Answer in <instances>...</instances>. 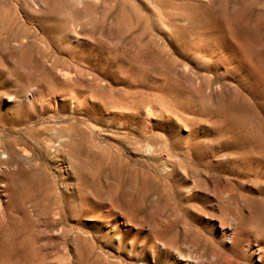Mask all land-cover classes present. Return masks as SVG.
I'll return each instance as SVG.
<instances>
[{
  "label": "rangeland",
  "instance_id": "1",
  "mask_svg": "<svg viewBox=\"0 0 264 264\" xmlns=\"http://www.w3.org/2000/svg\"><path fill=\"white\" fill-rule=\"evenodd\" d=\"M57 126L70 131L86 200L111 197L118 184L132 201H164L170 192L176 199L169 186L197 180L202 196L194 202L226 224L252 227L245 250L220 240L226 264H264L256 236L264 230V0H0V152L6 140L22 139L29 165L44 161L51 177L40 142ZM13 167L0 163V219L9 200L17 209L23 190L3 176ZM45 175L28 202L40 213L16 212L37 264L136 263L111 232L122 210L84 215V228L77 212L57 214L54 228L65 231H50Z\"/></svg>",
  "mask_w": 264,
  "mask_h": 264
},
{
  "label": "bare ground",
  "instance_id": "2",
  "mask_svg": "<svg viewBox=\"0 0 264 264\" xmlns=\"http://www.w3.org/2000/svg\"><path fill=\"white\" fill-rule=\"evenodd\" d=\"M150 115L148 112H139V117L144 121H149ZM37 131L29 130L34 135ZM69 132L67 129L57 126L56 133L53 134L52 138L40 142L46 147L47 159L54 166L56 172L51 177L48 176L51 172L47 169L44 161L36 163V166L29 165L30 159L21 153L22 148L20 145L25 144L22 139L15 138L9 141L5 139L6 142L3 143L4 150L0 152V163L13 164L14 167L11 170L6 169L3 176L7 178L8 187L12 188L13 191L19 185L23 186V190L17 209H13V200H9L6 206L9 216L0 219V264H37V256L23 247L16 212L28 215L33 210L40 213L35 202L32 203V209H29L28 206V202L32 198L30 194L34 196L40 194L37 188L40 172L47 174L45 179L51 188L48 200L44 202L48 223L52 226L50 231L58 234L65 231L64 226L54 228V225L61 218L54 217L57 214L64 215L68 211L77 212L78 227L84 228L86 225L83 220L84 215L92 214L96 218L108 217L115 210H122V219L118 223L116 222L117 225L113 226L111 232L118 230L116 236L120 239H117V243L127 241L128 247L134 250L135 264H144L142 260L148 262L146 258L148 254L151 255L153 264H226L228 256L220 248V240L225 239L233 245L240 244L242 250L247 249L253 243L254 236L251 226L241 227L236 223L237 219L234 218H232L234 224L232 222L226 224L222 217L213 216L211 212H208V209L206 211L203 206L198 205L199 202H194L193 197L202 196V188L197 185V180L194 179L191 180L190 184L177 183L168 187L176 191V199L172 197L171 192L169 194L167 191L169 195L164 201H132L130 188L118 184L115 193L111 197H108L106 192H95L94 198H91L92 201L86 200L82 194L86 178L84 179L73 169L75 158L69 144L71 139ZM36 142H38V139ZM161 165L167 174L172 173L173 168L171 165L166 162H162ZM148 173L156 177V171L153 170ZM183 173L186 179L182 177L180 179L187 181L189 176L185 171ZM59 186L63 189H60ZM72 186L74 187L72 188ZM223 188H226L225 184L222 185ZM72 189H74V192H72ZM96 204L101 208L103 207V210L96 209ZM209 204L211 205V203ZM190 208H195L192 216L188 211ZM206 213L212 215V218L200 219ZM125 214L129 215L125 216ZM146 218L149 222L148 226ZM145 227H147V232L143 233ZM215 228H218L220 233H217ZM191 233L193 237H191ZM256 236L260 241L259 243L256 240L258 241L259 257L264 262V230L257 231ZM126 238L127 240H125ZM194 250L197 251V255H193L192 251Z\"/></svg>",
  "mask_w": 264,
  "mask_h": 264
}]
</instances>
